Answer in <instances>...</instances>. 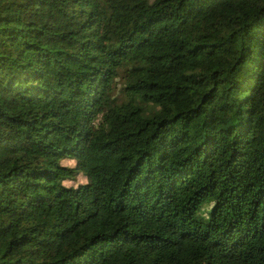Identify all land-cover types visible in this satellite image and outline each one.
I'll use <instances>...</instances> for the list:
<instances>
[{"label":"trees","instance_id":"trees-1","mask_svg":"<svg viewBox=\"0 0 264 264\" xmlns=\"http://www.w3.org/2000/svg\"><path fill=\"white\" fill-rule=\"evenodd\" d=\"M0 264H264V0H0Z\"/></svg>","mask_w":264,"mask_h":264},{"label":"rangeland","instance_id":"rangeland-1","mask_svg":"<svg viewBox=\"0 0 264 264\" xmlns=\"http://www.w3.org/2000/svg\"><path fill=\"white\" fill-rule=\"evenodd\" d=\"M116 87H118V83H116ZM63 163L67 165H72L73 161L72 160H63ZM84 179L80 175H78L75 180H65L63 181L64 186H75L77 183L83 182ZM62 193L58 190V188H52L48 200L44 201V205L47 206L50 210L54 212L56 216H59V202L62 198Z\"/></svg>","mask_w":264,"mask_h":264}]
</instances>
